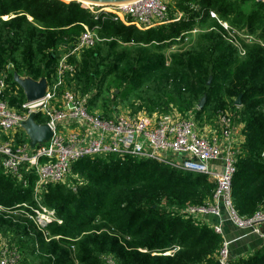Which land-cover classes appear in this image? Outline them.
Wrapping results in <instances>:
<instances>
[{
    "label": "trees",
    "instance_id": "obj_1",
    "mask_svg": "<svg viewBox=\"0 0 264 264\" xmlns=\"http://www.w3.org/2000/svg\"><path fill=\"white\" fill-rule=\"evenodd\" d=\"M213 12L231 25L247 22L252 34L264 40V3L257 0H178L169 11L171 22L147 31L113 18L94 20L81 3L0 0V76L6 70L13 91L18 86L14 71L52 81L62 56L85 31L82 24L98 26L101 40L81 51L82 60L79 53L68 58L72 71L66 73L62 90L85 96L97 88L91 105L106 87L117 89L120 93L115 97L123 96L132 114L180 111L184 116L192 114L200 128L214 124L212 120L219 122L223 113L235 128L243 124L232 203L240 217H251L264 204V46L238 38L241 55L224 38L229 31L211 20ZM232 13L238 16L231 17ZM196 29L193 36L186 33ZM166 41L176 42V48L164 55ZM205 95L207 103L199 109ZM133 96L143 103L136 106L130 100ZM19 97L18 102L25 98L21 89ZM16 99L9 101L15 104ZM102 107L117 108L112 101ZM71 175H76L78 192L64 182L47 184L38 199L37 174L25 171L19 180L0 161V247L15 252L19 264H73V249H78L81 264H103L101 256L108 254L118 264H217L226 239L203 218L186 212L189 206L213 201L217 183L209 175L115 154L82 159L73 165ZM39 200L58 221L38 224L33 209ZM21 204L32 209L11 211ZM173 246V253L165 255ZM229 249L230 264H264V244L248 257L234 258V249L230 245Z\"/></svg>",
    "mask_w": 264,
    "mask_h": 264
},
{
    "label": "built area",
    "instance_id": "obj_2",
    "mask_svg": "<svg viewBox=\"0 0 264 264\" xmlns=\"http://www.w3.org/2000/svg\"><path fill=\"white\" fill-rule=\"evenodd\" d=\"M171 6L169 0H138L114 7L88 5L86 8L95 19L113 18L117 21L123 18L121 21L126 26L148 30L171 22ZM82 25L85 31L76 45L62 56L56 76L52 81L48 80L49 87L42 99L28 101L25 97L18 102L20 87L13 91L6 77H0V161L3 167L19 180L23 179L25 171L37 174V189L47 184L63 183L76 162L97 155L115 154L123 158L130 155L209 175L217 183L213 201L205 206H189L186 212L198 218L208 215L221 217L226 212L237 228L251 229L264 244V204L253 216L240 217L232 203V184L241 147L235 142L238 135L234 134L235 127L228 115L223 113L219 116L220 139L208 138L202 135V129L192 114H132L127 109L111 107L110 115L105 116L99 110H88V96H80L67 88L62 90L66 73L72 71L68 58L101 40L98 26ZM9 98H17L16 103L12 104ZM31 114L35 115L38 124H47L53 132L47 143L35 148L30 146L29 137L22 128V123ZM37 117L42 119V123ZM216 162L220 171L210 166ZM23 182L27 184V180ZM35 212L38 221L45 222L42 226L58 221L55 213L48 209ZM213 227L217 234H223L221 225ZM18 258L9 249L0 252V264H19ZM218 261L230 264L227 241Z\"/></svg>",
    "mask_w": 264,
    "mask_h": 264
},
{
    "label": "rangeland",
    "instance_id": "obj_3",
    "mask_svg": "<svg viewBox=\"0 0 264 264\" xmlns=\"http://www.w3.org/2000/svg\"><path fill=\"white\" fill-rule=\"evenodd\" d=\"M170 1V4L171 5H175V3L178 1V0H169ZM247 12H249V8H245V7H243ZM93 13V12H92ZM95 14V13H94ZM183 14V13H182ZM95 15H97V14H95ZM179 15H181V14H179ZM178 15V16H179ZM94 16V15H93ZM231 17H237L238 16V13H232L231 15H230ZM95 17V16H94ZM93 17V18H94ZM4 19H7V17H4ZM29 19L30 20H32V18L29 16ZM122 20H123V18H121ZM120 19V20H121ZM216 20V21H219L224 27H225V29L226 30H228L229 32H227L226 34H223L224 35V38H226L230 43H232V44H234L239 50H240V54L241 55H244V52L242 51V49H241V42L239 41V39L238 38H241V39H243L244 40V42L245 43H247V44H250L251 42H254L255 40L256 41H258V42H260L263 46H264V40L262 41V40H260L259 38H258V36H259V34L257 33V34H252V30L251 29H249V26H247V22H242L241 20H240V22H238L239 24H237V26L236 25H231L230 23H228L227 21H224V20H222L221 18H220V16L216 13V12H213V13H211V20ZM94 20H102V18L100 17L99 19H95L94 18ZM177 20L179 21L180 19L177 17ZM211 20H208V24H211ZM239 25V26H238ZM159 26V25H158ZM137 27V26H136ZM157 27V26H156ZM253 29V28H252ZM198 30L199 29H196V30H194V31H186V33L187 34H189L190 36H193L196 32H198ZM147 31V30H146ZM179 40V39H178ZM167 42V44H166V51H163V52H161V53H163L164 55H167V54H169V49H175L176 48V42H174V43H171L170 41H166ZM83 53V52H82ZM81 52L79 53V55H78V60H82V54ZM169 61V60H168ZM6 70H4V71H2L1 72V76L0 77H6V79H7V74H6V72H5ZM100 81H101V77H99V78H97V82H95V83H97V84H99L100 83ZM94 84V83H93ZM95 87H97V85L96 84H94V86H93V88H95ZM95 91H97V88H95L92 92L93 93H91V94H89V96H92V98L94 97V95H95ZM120 93V90H117V89H112V90H109L108 89V87H106L105 88V91L104 92H102V94H101V98L99 99V101L98 102H96V101H93L92 103H91V105H88V110L90 111V112H94L95 111V109L97 108L101 113H107V112H111V110H106V108H103L102 107V105L104 104V102H106V101H112V104L114 105V106H117V107H119V108H126L127 109V107L131 110L132 108H131V106H130V104L125 100V102H124V100H123V96L121 97V98H119V99H117L116 97H115V94H119ZM84 96V95H83ZM90 98H88V100H89ZM133 99V100H132ZM130 100H132V101H136V106H138V105H140V104H142L143 102L142 101H140L139 99H137V97H135V96H133V97H130ZM91 101V100H90ZM90 101H89V103H90ZM172 104H173V106L175 105V102H172ZM177 104H179V102H177ZM91 106H93V108L91 107ZM174 108L175 109H177L178 111H179V109H178V106L176 107V106H174ZM96 109V110H97ZM129 110V112H131ZM133 110V109H132ZM143 110H146V109H143ZM147 111V110H146ZM142 113H146V112H142ZM179 113L181 114V112L179 111ZM146 114H148V113H146ZM110 115V114H109ZM108 115V116H109ZM212 121H214V122H212V123H214V124H211V123H207L205 126H203L201 129L202 130H200V132L202 133V135H204V136H206V137H208V138H212L214 135H216V136H220L221 135V127H219L220 125H219V122L218 121H216V120H212ZM208 122V121H207ZM215 124H218V126L217 125H215ZM239 125V124H238ZM243 128H244V125L243 124H240L239 126H236V128L234 129V134H238L240 131H242L243 130ZM244 143V137H243V141H242V143H241V145ZM241 145H240V147H241ZM108 161V160H107ZM210 166L212 167V163L210 164ZM74 174V173H73ZM74 179V180H73ZM75 180H77V178H76V175L75 176H73V175H71V176H69L65 181H64V183L67 185V187H68V189H70V190H72L73 192H78L77 190H78V186L76 185V184H74V181ZM28 182V181H27ZM27 186V185H26ZM43 189H44V192H45V190H46V186L44 187V188H42V189H37V187L35 188V190H36V198H38L39 197V195L40 194H42L43 193ZM47 189H48V185H47ZM38 199H40V198H38ZM38 204H39V206L38 207H35L36 209H33V210H40V209H42V208H44V209H48L49 210V208H46V207H44V205L42 206V200H39L38 201ZM31 205H29V204H21V205H17L16 207H13L12 209H11V211H14L15 209H17L16 211H19V210H22V209H24V208H30V209H32L31 207H30ZM0 208H2V207H0ZM8 211H10V210H8ZM40 217L42 216V214L41 215H39ZM37 217H38V214H37ZM198 222H200L201 224H204V221H198ZM44 223L45 222H39L38 224L40 225V226H42V225H44ZM197 223V222H196ZM42 224V225H41ZM213 227V226H212ZM46 234H47V232H45ZM177 244H178V242H176ZM176 244V245H177ZM2 245H4V244H2ZM177 247V246H176ZM175 246H173V247H171V249L170 250H173V249H175L176 248ZM234 250H236V249H238V247H232ZM3 249H9L8 247H0V252H1V250H3ZM169 250V249H168ZM142 251H144V252H147V250H142ZM72 252V251H71ZM169 253H170V251H168ZM71 257H72V263L73 264H81L82 262H81V255H79V251H78V249H76V252H74V249H73V253H71ZM165 255H171V254H165ZM246 257H248V256H246ZM116 258L113 256V255H110V254H108V256H101V261H102V263L103 264H118L117 262H116V260H115ZM38 262H40V261H38ZM34 264H39V263H34Z\"/></svg>",
    "mask_w": 264,
    "mask_h": 264
},
{
    "label": "water",
    "instance_id": "obj_4",
    "mask_svg": "<svg viewBox=\"0 0 264 264\" xmlns=\"http://www.w3.org/2000/svg\"><path fill=\"white\" fill-rule=\"evenodd\" d=\"M135 1L138 0H66V2L81 3L84 7L88 5L114 7ZM257 1L264 3V0ZM85 3H87L86 6L84 5ZM13 81L20 87L28 101H37L39 99H42L49 87V81L46 76H42L39 80H35L29 76H23L17 71L13 72ZM211 83L212 77L209 78L208 85H211ZM206 103L207 96L205 95L200 100L198 108L202 109L206 105ZM236 105H242V95L237 98ZM22 128L29 137L30 146L32 148L47 143L53 135L51 128L47 124L40 125L35 121L34 114H31L29 118L22 123ZM217 264H221V262L218 261Z\"/></svg>",
    "mask_w": 264,
    "mask_h": 264
},
{
    "label": "crops",
    "instance_id": "obj_5",
    "mask_svg": "<svg viewBox=\"0 0 264 264\" xmlns=\"http://www.w3.org/2000/svg\"><path fill=\"white\" fill-rule=\"evenodd\" d=\"M66 89V88H65ZM89 101L92 99V96L88 94ZM238 138L235 139V142L241 145L243 141L242 131L238 134ZM221 136V135H220ZM220 136L214 135L213 137ZM212 168L215 171H220V165L218 162L212 164ZM204 221L212 226L221 225L223 228V237L229 243L230 247H238V249L232 251V257L236 258L239 256H248L249 254L255 252L258 248L263 246L262 239L254 233L251 229H240L234 226L227 213L224 212L221 217H215L212 215H208L206 217H202ZM177 246V245H175Z\"/></svg>",
    "mask_w": 264,
    "mask_h": 264
},
{
    "label": "bare ground",
    "instance_id": "obj_6",
    "mask_svg": "<svg viewBox=\"0 0 264 264\" xmlns=\"http://www.w3.org/2000/svg\"><path fill=\"white\" fill-rule=\"evenodd\" d=\"M66 1V0H65ZM68 1V0H67ZM85 6L87 5V3L84 4Z\"/></svg>",
    "mask_w": 264,
    "mask_h": 264
},
{
    "label": "clouds",
    "instance_id": "obj_7",
    "mask_svg": "<svg viewBox=\"0 0 264 264\" xmlns=\"http://www.w3.org/2000/svg\"><path fill=\"white\" fill-rule=\"evenodd\" d=\"M169 251H172V250H169Z\"/></svg>",
    "mask_w": 264,
    "mask_h": 264
}]
</instances>
